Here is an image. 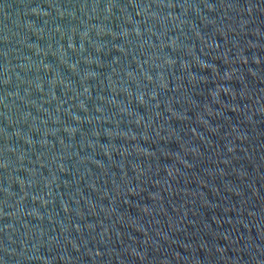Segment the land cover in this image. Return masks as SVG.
I'll return each instance as SVG.
<instances>
[{
    "label": "water",
    "instance_id": "water-1",
    "mask_svg": "<svg viewBox=\"0 0 264 264\" xmlns=\"http://www.w3.org/2000/svg\"><path fill=\"white\" fill-rule=\"evenodd\" d=\"M0 264H264V0H0Z\"/></svg>",
    "mask_w": 264,
    "mask_h": 264
}]
</instances>
